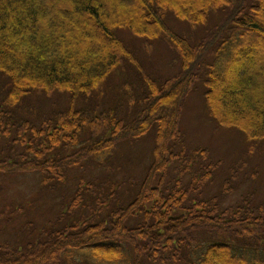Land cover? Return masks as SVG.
<instances>
[{
    "label": "trees",
    "instance_id": "16d2710c",
    "mask_svg": "<svg viewBox=\"0 0 264 264\" xmlns=\"http://www.w3.org/2000/svg\"><path fill=\"white\" fill-rule=\"evenodd\" d=\"M113 1L125 20H109L102 0L45 1L41 10L55 22L41 16L35 0H0V173L33 172L48 192L67 186L70 169L90 176L75 180L71 218L57 220L64 228L42 229L45 240L22 247L0 245V264H264V216L253 215L250 196L238 205L224 203L234 190L232 175L218 194L206 195L217 164L203 158L206 151L190 150L178 129V110L201 81L206 106L221 126L264 141V132L226 121L237 117L264 127V74L240 66L226 87L230 107L224 116L215 103L222 74L238 55H252L257 39L248 47L237 46L250 30L259 38L264 33V0H202L184 8L177 1ZM213 18L219 23L204 31L197 44L168 25L176 19L201 29ZM55 23L76 38L74 55L68 52L72 41L55 31ZM90 30L102 47H86ZM121 31L167 44L181 61L179 73L161 84L144 79L139 55ZM136 69L143 74L138 82L143 107L132 120L119 118L117 109L107 110L102 101L105 85L115 75L128 81L125 75ZM54 96L66 108L55 103L43 112L41 100ZM163 108L171 110L170 118L159 115ZM154 125L155 155L142 181L129 176L114 180L109 173L112 150ZM125 186L133 193L129 199L119 195Z\"/></svg>",
    "mask_w": 264,
    "mask_h": 264
},
{
    "label": "rangeland",
    "instance_id": "374dc122",
    "mask_svg": "<svg viewBox=\"0 0 264 264\" xmlns=\"http://www.w3.org/2000/svg\"><path fill=\"white\" fill-rule=\"evenodd\" d=\"M45 1L48 3L49 0H35L36 7L41 16H44L50 22L52 18L49 19L48 16H45L44 11L41 10ZM102 1L105 4L109 20L123 21L126 19L120 13L117 4L113 0ZM174 1L182 3V8H184L187 6L195 7L202 0H164V3L176 4ZM210 1L213 0H207L206 2ZM63 10L66 13L68 12L67 7L63 8ZM136 15L140 17L139 13H136ZM87 20L88 22L92 21L91 18H87ZM219 21L218 18L210 19L208 24L201 29L176 19H170L168 25L175 33L184 35L193 44H197L202 38L204 31L210 30ZM262 21H264V18ZM51 26H53L55 31H59V33L64 34L67 39L72 41L73 44L71 43L72 45L69 47L68 52L74 55L77 50L75 48L76 44L73 42L74 40L76 41L74 35H71L66 27L56 23L51 24ZM95 26L98 27L97 24ZM250 33L252 35L250 34L243 44L238 45V48L248 47L250 40L253 37L256 39L255 36L259 32L250 30ZM121 34L126 43L138 53L144 79L151 77L161 84L179 73L181 61L171 52L167 44L136 38L129 31H121ZM260 34L261 37L253 45L255 51L252 52V55L243 58L238 55V60H235L231 67L222 74V81L218 84L215 91V103L217 111L223 116L225 110L230 107L229 102L226 100V87L232 82L237 68L245 65L248 70L253 68L252 73L255 75L264 74V52L261 53L260 51L262 46H264V33ZM90 35L91 39L86 47H102V43L94 30H90ZM10 47H7V51H9ZM227 60H229V56L228 53H225L223 61ZM2 62L9 63V61L5 60ZM142 72L136 69L133 73H127L124 79L129 82H122L123 78L118 77V75L111 77L105 85L108 89L104 92L105 95L103 94L104 98L102 100L105 107H108L107 110L117 109L119 118L124 116L128 117V120H132L137 117L144 104V101L140 102L143 98L139 89L142 82L140 87L138 85L143 75ZM123 83H132L135 86L133 87L132 84H129L126 89L123 88ZM205 92L206 89L202 82L197 81L185 100H183L182 109L178 110V129L182 133L185 145L190 150L206 151V155L201 154L203 158L206 157L209 161L217 164L214 165L217 168L215 167L216 171L213 181H209L210 186L205 193L208 197L218 194L222 189V184L233 176L229 182L230 186L234 187V190L232 189L233 191L231 190L228 193L229 195L225 197L226 201L224 203L238 205L250 196L251 203H253V208L256 211L253 215L264 216V141L250 140L245 133L236 128L221 126L206 106ZM55 103H57L58 109L63 110L66 108L60 96H54L48 101L41 100L42 111H51L55 107ZM129 103L130 108L126 109ZM170 114L171 110L167 108L159 111V115L167 118H170ZM226 121L244 125L255 133L264 132V127L261 124L258 127H253L249 125L247 120H242L241 118L236 117ZM167 130L170 131L171 129ZM157 138L158 127L154 125L139 138L114 148L109 162V173L112 174L114 180L120 181L129 176L134 177L136 182L140 183L149 166L153 163ZM74 151L76 152V150ZM110 154L111 152L105 155ZM104 159L105 156L103 157ZM78 169H70L72 172L68 173L67 186L59 188L56 192L43 191L40 187L39 175L33 172L0 173V245L22 247L33 239L38 241L45 240L46 238L41 235L42 229L64 228L66 225L62 223L59 226L57 220L59 216L63 215H66L68 221L71 218V197L75 191V180L77 178L82 179L83 176L86 180L90 177L89 173L86 175L82 174V171ZM96 174L98 175L100 172H96ZM226 188L228 189V186ZM128 191L129 186H125L121 189L119 195L123 199H129L133 193L129 194ZM83 210L84 205L81 206L78 213L82 214ZM56 255L59 258L61 253ZM83 255L81 254V256ZM80 264L86 263L81 262Z\"/></svg>",
    "mask_w": 264,
    "mask_h": 264
},
{
    "label": "bare ground",
    "instance_id": "6f19581e",
    "mask_svg": "<svg viewBox=\"0 0 264 264\" xmlns=\"http://www.w3.org/2000/svg\"><path fill=\"white\" fill-rule=\"evenodd\" d=\"M259 37L258 36H256V39H258ZM239 54L241 55L242 54V52H239Z\"/></svg>",
    "mask_w": 264,
    "mask_h": 264
}]
</instances>
